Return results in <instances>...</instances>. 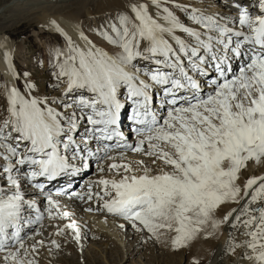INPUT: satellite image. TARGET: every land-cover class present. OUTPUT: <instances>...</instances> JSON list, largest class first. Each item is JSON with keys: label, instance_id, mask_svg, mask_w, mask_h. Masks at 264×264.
<instances>
[{"label": "snow or ice", "instance_id": "1", "mask_svg": "<svg viewBox=\"0 0 264 264\" xmlns=\"http://www.w3.org/2000/svg\"><path fill=\"white\" fill-rule=\"evenodd\" d=\"M258 2L261 14L254 17L243 4L233 5L239 15L232 17L173 3L197 27L182 22L167 6L169 0H150L155 16L148 4H132V17L119 14L108 30L97 33L113 46L112 53L80 32L85 43L82 49L54 20L50 22L68 43L67 55L56 53L60 60L56 87L66 81L59 103L63 110L46 100L26 98L11 87L6 96L8 118L0 121V179L8 187L5 191L0 186L4 264H36L27 258L36 246L29 250L22 233L41 221L43 214L35 199L21 194L22 185L43 196L41 179L52 181L70 170L78 171L69 152L88 167L87 158L95 154L93 142L96 153L109 160L116 159L109 155L115 148L121 149L117 152L121 159L127 151L143 153L153 158V164L160 161L171 169L151 174L144 166L137 175L129 163L110 164L109 170L119 174L123 169L125 174L119 180L95 182L102 186V195L97 192L95 196L103 201L100 207L107 213L157 239L161 230L174 232L173 250L186 247L209 222L215 229L236 213L231 226L242 227L247 239L237 242L230 236V252L246 248L252 255L245 252L243 258L264 264V174L248 177L243 194L237 184L249 162L264 161V0ZM5 59L16 76L7 53ZM238 59L243 63L233 72L231 64ZM25 87L31 93L37 85L28 82ZM69 96L70 102H64ZM126 106L131 108L129 119L135 125L134 144L127 142L120 129ZM80 121L89 127L77 142L73 134ZM137 163L143 165V161ZM92 196L90 184L88 198ZM45 199L49 218L71 215L60 210L51 194ZM241 201L242 206L222 220L214 218L222 204ZM65 227L79 242L77 222L71 220ZM63 231L59 229L56 235ZM51 243L60 247L55 240Z\"/></svg>", "mask_w": 264, "mask_h": 264}, {"label": "rangeland", "instance_id": "2", "mask_svg": "<svg viewBox=\"0 0 264 264\" xmlns=\"http://www.w3.org/2000/svg\"><path fill=\"white\" fill-rule=\"evenodd\" d=\"M84 1L83 3L86 4V7H88L87 12L91 11V14H88L85 11L83 13L84 15L81 13V15H83L82 19L85 21L86 24L85 26L86 30L83 32L84 35L88 38V40H90L91 42L93 41L92 42L93 44L100 45L102 43H106L97 33L99 31L108 30L109 25L116 21V18L119 14L117 15L112 11L105 13H97L96 4L97 2H99V0H84ZM169 1H171V6H168L170 10H172L175 15L183 19H186L187 13L180 11V7H173V3H175L176 5H180L181 7L188 6L189 8L191 6L190 4H192L193 5L192 9L195 8L199 12H203L205 14H213V15L218 14L219 16H221L223 10V8H220V5L222 3H226V0H218L221 1L222 3L217 2L216 7H208V4L206 3L197 6L193 4V2H191L190 4L187 3L186 0H169ZM207 1L212 2L214 0H207ZM72 3H68V4L65 3L64 6L68 5V7L66 6L65 8L67 10L69 8L70 10L71 7H72L71 9H73V6L76 7L75 5L76 2L73 4ZM149 12L155 16L156 9L153 6H151ZM6 17H7L6 20H4L5 24L9 23L10 21L16 18V16L13 15H6ZM22 17L24 16L21 15V18ZM25 19H26V23L18 24L14 26L11 30L12 39L14 40L15 44L11 48L9 59L10 57H13L15 66L21 69L22 74L20 75V79L24 85L30 82L28 81L27 77L33 79L32 83L37 85V88L32 90L31 93L36 94L37 97L40 98V100L44 99L52 103L53 101H57V103L52 104V107L58 110H63V109H59V103L62 99L61 93L64 90L66 81H60L59 88L56 87L58 83L57 81H55L56 73L58 71L57 64L60 62V60L57 59L56 53L57 51H60L67 55L68 43L55 46L54 44L57 41H59L56 36H53L52 34L47 32L43 26L36 24L35 19L33 17L32 18L25 17ZM29 20H32V23H29ZM186 24L190 27H197L195 25H192L190 22H187ZM104 46L105 48L108 47V49H111L112 47L108 43ZM60 59L62 60V57ZM10 63L13 69V61L11 60ZM25 73H28V75L25 76ZM12 79L13 77H11V79L9 80V78L6 77L3 78V76L0 75V121L8 118V114L6 111L5 95L7 91L11 87H13ZM24 89L28 90L26 87ZM25 95L28 98L26 93ZM68 99H70V97L65 99L64 102H70L67 101ZM127 154L133 156L124 157L123 159H121L119 156H116V159L110 160V164L112 163L130 164L132 161L137 162L138 159L140 161L144 160V163L146 165H148L149 167H153L152 169L154 170V173H157L156 169L161 170V168H158L160 161H157L156 164H153L151 162L153 159L152 157L148 158V156L145 155L143 156V154H141V156L140 155L138 156L137 154H134L131 151H129ZM134 156L135 157L137 156L135 160H134ZM96 162H103V160H99ZM137 165H138L137 167L143 171L144 164L143 165L137 164ZM251 169H253V167ZM97 170H98V165L96 163L92 166V168L89 171L86 172V175L91 174L90 175L91 178L89 177L87 181L90 180V182L93 183L91 185V190L93 193L92 199L88 198L89 185L81 186V184L80 185L75 184V188L72 191L79 193L80 196L76 200H73L71 203H69V205L71 206L73 204L76 205L72 209L70 208L71 206L69 207V205H65L64 209H61V211H68L69 213H71V215L68 218H60L58 216L49 218L46 211L47 208L46 199L42 200L41 204L37 206L40 212L43 214V219L38 223L33 224L30 227V229H26L25 232L22 233V235L25 236V246L29 248V250L31 249L32 245L36 246L35 252H32L31 250L29 251L27 257L28 259H35L36 264H111L110 261H115V264H189V263L192 264L193 263V261L191 260L192 258L185 257L182 253H179L180 252L179 249L175 250V251H179L176 252L178 254H176L175 258L171 259L170 261L166 260V258L163 255L164 252L163 253L160 252V250L157 248L156 244L154 243V241H152L150 237H145V234L143 232L136 231L129 223H126V225L121 227V224L119 223L125 220H123L120 217H111L112 221L116 224V226L115 224L114 227L112 226V229L116 228L118 230V234L117 233L108 234L107 232L104 233L102 231L100 232L97 231L94 225H96L99 222V220H101V216H102V214L100 213L101 209L98 210L97 207L100 208V206L103 204V201L97 199L95 196V192L97 191L95 189L99 188L100 190L98 192H101L100 186L95 182L98 181L100 178H105V179L110 178V179L119 180L121 176L125 174L123 169L119 170V174H117L115 170H114L115 173L113 171L110 172L111 170L110 171L103 170V174H100L99 175L100 178L98 179L92 177V176H96V173H98ZM0 186H3L5 191L8 190L7 185L4 183V180L2 179H0ZM24 193L25 190L23 189L21 194L24 195ZM24 196L26 197V199H29L32 198L34 195H30V197H28L27 195ZM87 209H92V210L87 211ZM87 216L91 218L94 216L95 218L93 217V220H88V218H85ZM111 218L109 219L111 220ZM71 220H75V221L78 220L77 222H81V225L86 227L85 228L86 230L93 231L95 233L97 232L98 236L97 235L93 236L91 234H88L87 236L82 238V241L81 240L79 241L80 243L77 242L73 238V233L71 232L72 230L67 229L65 227V225L68 224ZM59 229L64 230L63 234L56 235ZM107 238L109 239V241ZM53 240L57 241V243L60 245L58 249L52 245L51 241ZM40 241H42L43 243L42 244L38 243ZM81 244L83 245L81 246ZM132 250H135V252L132 253L131 252ZM20 255L21 257L24 256L23 250H21ZM3 256L4 253H0V264H4ZM200 263L201 261H198V264Z\"/></svg>", "mask_w": 264, "mask_h": 264}, {"label": "bare ground", "instance_id": "3", "mask_svg": "<svg viewBox=\"0 0 264 264\" xmlns=\"http://www.w3.org/2000/svg\"><path fill=\"white\" fill-rule=\"evenodd\" d=\"M83 1L84 0H0V73L4 74V76L6 78H10L11 75H13L11 73V71L9 70L8 61H6V59H5V53H7L8 57H9L10 52H11V47H12V44H11V41H12L11 30H12V28L18 24L26 23L25 17H27V18L33 17L35 19L36 24L43 26L44 29H46V31L49 32L50 34L55 35V36L61 35L65 38V35H62L60 32L56 31V29L50 23L51 21L54 20L56 22V24L59 25L60 29H62L63 33L66 34L67 37L71 38L72 42L76 46L83 49L85 47V43L83 40L80 39L79 33L84 32L86 30L85 29L86 24H85V21L82 19V16L84 15L83 14L84 11L85 12L88 11V7H86V4H84L85 1H84V3H83ZM214 1H216V2H214ZM214 1L211 2V1H205V0H196V1L193 0L191 2H193V4H195L197 6H200L201 4L206 3V4H208V7H216V3L221 2L218 0H214ZM72 2L73 3L76 2V4H75L76 7L73 6V9H71L72 8L71 7L70 10H69V8L67 10L65 7L66 6L68 7V5L64 6V4L65 3L68 4V3H72ZM140 3L148 4L149 9L152 6L150 3V0H99V2H97V4H96V6H97L96 11H97V13H105V12H111L112 11L113 13H116L117 15L123 13V14L128 15L129 17H132L133 14L130 11V6L132 4L138 5ZM222 4L226 5V3H222ZM192 7H193V5L191 4L190 9H192ZM93 12H95V11H93ZM81 13L83 15H81ZM87 13L91 14V11L87 12ZM6 15H13V16H16V18L9 22L11 24H9V23L5 24L4 20H6V18H7ZM21 15H23L24 17L21 18ZM87 16H89V15H87ZM161 22H163V21H161ZM183 22L187 23L190 21H188L187 19H183ZM29 23H32V20H29ZM184 38H186V37H184ZM97 47H99L102 50L107 51L109 53H112L114 51L113 46L111 47V49H108V47L105 48V46L101 45V44H100V46H97ZM138 63H144V62L138 61ZM7 93H8V91H7ZM7 93H6V96H7ZM134 154L141 156V154H143V153H134ZM112 156L116 157L117 153H114V155H112ZM132 156L128 155L126 153L124 157H132ZM136 157L134 156V160L136 159ZM142 159H143V157H142ZM137 161H140V160L137 159ZM141 161H143L144 166H147L148 168L151 169V174H156V173H154V170L152 169L153 167H149L148 165H146L144 163V160H141ZM130 164H131L132 168L135 170V173L137 175L142 173V170L137 167L138 163L136 161H132ZM161 164L162 163L160 162L159 167L158 166L157 167L158 168H164L165 171L171 170L170 168H167ZM99 166H101V165H99ZM155 167H156V165H155ZM252 167H253V169H251ZM110 172H112V171H110ZM261 174H264V161H261L259 164H256L255 162H249L247 167L245 169L241 170V172L239 173V178L237 180V184L241 187V190H242L241 194H243V185H244L246 179L250 176H260ZM108 179H110V178H108ZM77 182H78V178L76 179V181L74 183L76 184ZM101 187L102 186H100V188ZM22 190H23V187H21V191ZM95 190H97V189H95ZM26 191L27 192L32 191L31 194H33V189H31V188H29V190H26ZM86 191H88V190H86ZM31 194H24V195H27L28 197H30ZM29 199H33V198H29ZM54 199L59 201L58 198H54ZM76 202H78V201H76ZM59 204H61L60 201H59ZM242 204H243V201H241L240 204L224 203L218 208V210L215 211V213L213 214L214 218L217 220H222V218L225 214H227L233 208L239 209L242 206ZM97 209L98 210L101 209L100 213L102 214L101 220H99V222L96 225H94L95 228L97 229V231H99V232L102 231L104 233L107 232L108 234L109 233H113V234L117 233L118 234V230L116 228L112 229V226L114 227L115 223L112 221L111 217L114 215L107 213L106 210H103L102 208L97 207ZM97 209H95V210H97ZM75 215H77V214H75ZM235 215H236V213H234L233 216L229 218V221L227 223H222L218 228H215V229L212 227L211 222H209L204 227L203 231L198 233L195 236V238L192 239L187 244L186 247H182L179 249L180 252L173 250L171 247L170 241H171L172 236L175 235L174 232L161 230L162 235H160L159 239H157L155 237H150V234L147 233V231H143V233L145 234V237H150L152 239V241H154V243L156 244V246L160 250V252H162V253L164 252L163 255L166 258V260H168V261L175 258L176 254H178L176 252H179V253H182L185 257L192 258L191 260L193 262L194 261H197V262L201 261L200 264H256V261H254L252 259L243 258V255L245 252H247V254L249 256L252 255V253L246 248L241 247V248H237L234 252H230V246H229L230 236L232 239L236 240L237 242L247 239V237L242 235V233L244 231V229L242 227L233 228L231 226L232 220L234 219ZM105 216H107V217H105ZM93 217L91 218V217L87 216L85 218H88V220H93ZM109 218H111V220ZM96 220H98V219H96ZM126 223H127V221L126 222L121 221L119 224L124 226V225H126ZM77 225L80 228V234H81L80 240L81 241H82V238H84L88 234H91L93 236L94 235L98 236L97 232L95 233L93 231L86 230L85 229L86 227L82 226L81 222H77ZM115 226H116V224H115ZM112 230H114V231H112ZM209 233H210V235H207ZM73 235H74V233H73ZM206 235H207V238H205ZM108 241H109V239H108ZM82 245L83 244H81V246ZM135 250H132L131 252L133 253V252H135ZM189 262H191V261H189ZM87 263H88V261H87ZM110 263L115 264V261H110Z\"/></svg>", "mask_w": 264, "mask_h": 264}]
</instances>
